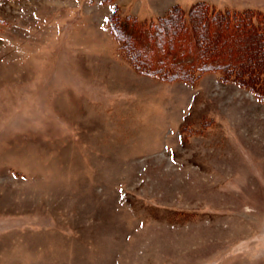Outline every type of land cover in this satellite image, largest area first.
Masks as SVG:
<instances>
[{
  "label": "rangeland",
  "instance_id": "374dc122",
  "mask_svg": "<svg viewBox=\"0 0 264 264\" xmlns=\"http://www.w3.org/2000/svg\"><path fill=\"white\" fill-rule=\"evenodd\" d=\"M200 1L175 44L233 67L136 70L113 13ZM263 64L264 0H0V264H264Z\"/></svg>",
  "mask_w": 264,
  "mask_h": 264
},
{
  "label": "trees",
  "instance_id": "16d2710c",
  "mask_svg": "<svg viewBox=\"0 0 264 264\" xmlns=\"http://www.w3.org/2000/svg\"><path fill=\"white\" fill-rule=\"evenodd\" d=\"M198 11H200L201 14L202 11H205L204 16L201 17L202 22L213 20L212 16L216 13L214 10H211V6L208 3L200 1L195 3L192 8L188 10H185L181 6L177 5L166 16L160 18L159 20L157 19L151 21V23L146 27L136 28L135 25L136 23L138 24V20L134 16L122 18L121 15H119L116 11L110 18L109 23L111 24L110 27L114 31L115 36L121 42V49L124 50V52L126 53L125 55L128 57L136 70L148 75L160 76L161 78L166 80L175 79L180 76V78L184 80L194 81L199 74H195L196 71L200 72L211 69H219L225 72V70H228L229 67H233L231 65L220 64L217 62L213 63L212 61H210L211 59L209 56L211 55H207V57L203 55L205 48H207V45L202 46V43L200 47L201 53L197 52L195 55H198L194 59L191 56H187L188 59L186 62V58L184 56L186 55V53L189 54V52H191L192 47H187L184 52H182L183 47H179V44H175L174 40L177 35L179 37V35H182L185 33V31H187L188 22H190V24L193 22L192 18L196 14L198 16ZM232 14L233 13H231V11H226L224 13H219V16L220 18L223 17L230 19ZM186 16H188V19ZM168 22H170L169 25ZM158 30H163L171 34V37H169L168 41L165 37H163V35H160L158 33ZM143 35L148 36L145 40L153 41L155 39V48L161 51L164 48H168L171 50L174 43L178 53L181 54V60L185 58V60H183L185 62L182 61L183 63H181L180 65L179 63H176L177 65L173 66L169 61H162L161 58H157L154 55H152L151 57H146L144 54V51H146V47L144 46V43H140L141 41H145L142 39ZM149 35L151 36L149 37ZM260 74L262 75V72L259 73V75Z\"/></svg>",
  "mask_w": 264,
  "mask_h": 264
}]
</instances>
